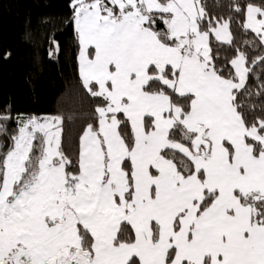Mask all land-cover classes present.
Returning a JSON list of instances; mask_svg holds the SVG:
<instances>
[{"label": "snow or ice", "instance_id": "snow-or-ice-1", "mask_svg": "<svg viewBox=\"0 0 264 264\" xmlns=\"http://www.w3.org/2000/svg\"><path fill=\"white\" fill-rule=\"evenodd\" d=\"M70 8L91 121L72 158L61 115L0 112V264H264V0Z\"/></svg>", "mask_w": 264, "mask_h": 264}, {"label": "trees", "instance_id": "trees-1", "mask_svg": "<svg viewBox=\"0 0 264 264\" xmlns=\"http://www.w3.org/2000/svg\"><path fill=\"white\" fill-rule=\"evenodd\" d=\"M206 2L210 13L229 14L231 0H220V8L215 7L216 0ZM70 3L71 0H0V112L10 108L13 118L20 114L25 117L61 115L64 117L62 146L66 154L75 158L79 137L91 121L95 101L79 78ZM233 32L239 43L242 34L235 22ZM26 33H31V40L25 39ZM53 34L60 52L55 58H49L48 38ZM8 52L11 55L5 59L4 54ZM248 52L250 59L260 54L259 49L255 52L248 49ZM232 54L231 50L222 51V55ZM255 84L250 75L248 85L255 88ZM253 100L260 104L264 97H253ZM256 114H260L258 109ZM16 127L15 119L9 121L8 135ZM0 141L5 145L9 142L3 135Z\"/></svg>", "mask_w": 264, "mask_h": 264}, {"label": "crops", "instance_id": "crops-1", "mask_svg": "<svg viewBox=\"0 0 264 264\" xmlns=\"http://www.w3.org/2000/svg\"><path fill=\"white\" fill-rule=\"evenodd\" d=\"M47 116V115H46ZM40 117H43V116H40Z\"/></svg>", "mask_w": 264, "mask_h": 264}, {"label": "rangeland", "instance_id": "rangeland-1", "mask_svg": "<svg viewBox=\"0 0 264 264\" xmlns=\"http://www.w3.org/2000/svg\"><path fill=\"white\" fill-rule=\"evenodd\" d=\"M48 116H52V115H48Z\"/></svg>", "mask_w": 264, "mask_h": 264}]
</instances>
